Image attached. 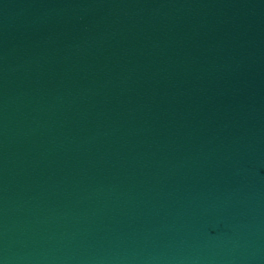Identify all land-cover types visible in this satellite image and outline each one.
<instances>
[{
  "label": "water",
  "instance_id": "water-1",
  "mask_svg": "<svg viewBox=\"0 0 264 264\" xmlns=\"http://www.w3.org/2000/svg\"><path fill=\"white\" fill-rule=\"evenodd\" d=\"M0 264H264V0H0Z\"/></svg>",
  "mask_w": 264,
  "mask_h": 264
}]
</instances>
